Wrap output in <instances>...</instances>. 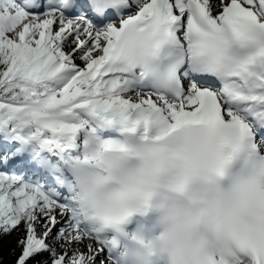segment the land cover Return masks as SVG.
Here are the masks:
<instances>
[{
    "label": "snow or ice",
    "instance_id": "1",
    "mask_svg": "<svg viewBox=\"0 0 264 264\" xmlns=\"http://www.w3.org/2000/svg\"><path fill=\"white\" fill-rule=\"evenodd\" d=\"M0 264H264V0H0Z\"/></svg>",
    "mask_w": 264,
    "mask_h": 264
}]
</instances>
